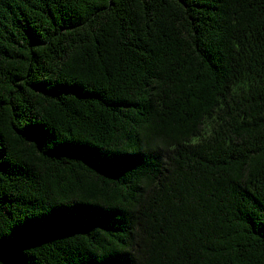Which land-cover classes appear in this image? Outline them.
<instances>
[{"label":"trees","instance_id":"obj_1","mask_svg":"<svg viewBox=\"0 0 264 264\" xmlns=\"http://www.w3.org/2000/svg\"><path fill=\"white\" fill-rule=\"evenodd\" d=\"M0 264H264V0H0Z\"/></svg>","mask_w":264,"mask_h":264}]
</instances>
